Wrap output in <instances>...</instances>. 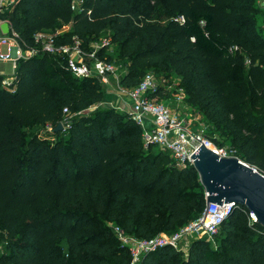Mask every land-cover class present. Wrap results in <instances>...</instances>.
I'll list each match as a JSON object with an SVG mask.
<instances>
[{"label":"trees","instance_id":"obj_1","mask_svg":"<svg viewBox=\"0 0 264 264\" xmlns=\"http://www.w3.org/2000/svg\"><path fill=\"white\" fill-rule=\"evenodd\" d=\"M71 6L72 0H15L4 13L19 45L35 52L19 59L7 86L0 74V264H128L130 253L109 223L149 238L177 231L206 205L193 165L177 167L167 152L144 148L128 113L103 106L78 115L103 99L101 83L75 77L63 55L41 48L36 32L53 33L56 46L78 40L86 49L107 31L125 63L122 86H136L146 71L179 78L187 103L211 124L214 143L228 144L264 174L257 0ZM64 108L75 116L54 131ZM47 125L53 129L43 136L29 131ZM215 242L198 238L186 253L161 246L143 254L141 264H264V227L243 206L224 218Z\"/></svg>","mask_w":264,"mask_h":264},{"label":"built area","instance_id":"obj_2","mask_svg":"<svg viewBox=\"0 0 264 264\" xmlns=\"http://www.w3.org/2000/svg\"><path fill=\"white\" fill-rule=\"evenodd\" d=\"M15 0H0V46L6 45V52H2L0 48V62H9L13 69L11 74H1L2 85L7 86L14 76V71L20 58L32 55L35 50L23 49L18 41L17 34L12 31L8 20L4 17V13L10 9ZM72 8L75 3L72 1ZM8 22L10 31L4 33L1 24ZM54 34L51 32L39 31L34 34V38L41 48L54 55H63L66 61L67 69L77 78L95 77L99 82H105V75L113 72V68L108 61L95 58L93 66L86 61L84 57L85 51L78 40L70 45L54 44ZM96 43V42H95ZM103 46V45H101ZM92 58L95 56L94 50L87 52ZM91 58V59H92ZM174 87L175 94L179 98V86L173 85L171 78L158 77L152 71H146L140 82L134 87L120 88V92L129 97L124 112L128 113L141 130V139L144 148L156 147L168 153L169 157L174 161L177 167L185 166L192 163L191 155L203 143L207 148L212 149L219 156H234L231 150L226 151L222 147L216 145L209 135L200 132H192L187 125L185 117L181 116L179 111H174L164 103L155 101L154 97L163 96L162 94ZM121 110V107H119ZM63 112L68 115V109L64 108ZM69 120L64 118L62 127L69 126ZM48 131L53 129L52 126H46ZM236 157V156H235ZM245 165L250 166L253 171H257L264 175L254 165L242 161ZM235 206L230 202L206 203L203 212L194 220L181 226L177 231L167 234H156L149 238H138L128 235L120 226L114 227V234L118 241L124 245L129 253L130 260L128 264H141L143 254L153 251L158 247L169 245L175 249L180 238L190 232L197 230L201 234L206 235V240L215 242V236L219 231V227L224 218L232 211ZM247 210L246 208H244ZM248 211V210H247ZM248 217L254 221L253 214L248 211Z\"/></svg>","mask_w":264,"mask_h":264},{"label":"rangeland","instance_id":"obj_3","mask_svg":"<svg viewBox=\"0 0 264 264\" xmlns=\"http://www.w3.org/2000/svg\"><path fill=\"white\" fill-rule=\"evenodd\" d=\"M72 1H74L75 7H77L81 3V0H72ZM257 5L261 8V13L256 18L257 25L260 31L264 34V0H257ZM64 29H67V26H64L61 30H64ZM1 50L2 52H6V45H1ZM92 50H94L95 52L94 58L90 57L87 53L89 51L91 52ZM102 50H103V53L101 54ZM84 51L86 54L84 55V57H86V61L89 62L91 66H93L95 58L106 61V57L108 55H111L112 60L109 63L111 64L113 68V72L105 75V80H106L105 82L103 81L100 82L103 93H104L103 99L100 102L90 105L89 107H87L86 109L78 113V115L80 116L89 115L93 113L95 110L103 106H109L118 111H123V109L127 107L125 105H127V102L129 101V97L120 92V88H126L120 84V77L125 72V63L120 61L117 58L116 44L110 43L108 32L104 31V33L100 36L99 40H97L96 43L93 42L89 47L84 49ZM10 65L11 64L9 62H0V74H11L13 69L11 68ZM171 79L173 81V85L179 86V88H177V90H180L179 98L178 99L176 98L178 95L175 94L176 92L175 90H173L174 87H172L171 92L168 93L167 91L166 93L162 94L163 96H160V97L157 96V97H154L153 99L159 103H164L165 105L173 109L175 112L179 111L181 113L180 115L185 117L188 128L192 132L196 133V132L202 131L203 134L208 135L209 132L212 131L211 124L204 118V116L198 110L191 107L187 103L185 90L182 87V85L179 84V78L175 76H171ZM119 107H121V110L119 109ZM74 116H75L74 114H69V115H66L65 118L71 119V117H74ZM29 131L33 133L38 132L39 134H42L43 136L44 133L48 130L46 127H44V128H33ZM222 148L228 151L229 145L224 144ZM153 149H157V148L154 147ZM180 167H183V166L181 165ZM109 225L112 231L114 230L115 226H119L113 222L109 223ZM164 233L165 232L160 231L157 234H164ZM167 234H170V233H167ZM128 235L137 237L133 234H128ZM198 238H206V235L201 234L197 230L190 231L184 234L180 238V240L177 243V246L180 247L179 249L183 250L186 253L189 244L193 240H196ZM208 242L212 244L213 246L216 245V242H212L211 240H209ZM1 245L2 244L0 243V249H1Z\"/></svg>","mask_w":264,"mask_h":264},{"label":"water","instance_id":"obj_4","mask_svg":"<svg viewBox=\"0 0 264 264\" xmlns=\"http://www.w3.org/2000/svg\"><path fill=\"white\" fill-rule=\"evenodd\" d=\"M4 33L8 22L1 24ZM62 128L58 122L54 131ZM192 165L203 186L206 203L230 202L243 206L253 214L254 221L264 227V175L245 165L235 156H219L203 143L191 155Z\"/></svg>","mask_w":264,"mask_h":264},{"label":"crops","instance_id":"obj_5","mask_svg":"<svg viewBox=\"0 0 264 264\" xmlns=\"http://www.w3.org/2000/svg\"><path fill=\"white\" fill-rule=\"evenodd\" d=\"M68 28V27H67ZM64 30H66V29H64ZM61 31H63V30H61ZM0 48H1V46H0Z\"/></svg>","mask_w":264,"mask_h":264}]
</instances>
